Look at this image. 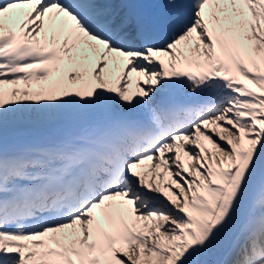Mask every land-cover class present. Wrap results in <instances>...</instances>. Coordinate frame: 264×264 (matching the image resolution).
Returning a JSON list of instances; mask_svg holds the SVG:
<instances>
[{
    "label": "snow or ice",
    "instance_id": "1",
    "mask_svg": "<svg viewBox=\"0 0 264 264\" xmlns=\"http://www.w3.org/2000/svg\"><path fill=\"white\" fill-rule=\"evenodd\" d=\"M0 264H264V0H0Z\"/></svg>",
    "mask_w": 264,
    "mask_h": 264
}]
</instances>
